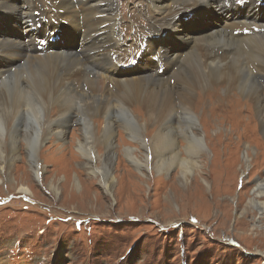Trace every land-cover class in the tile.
<instances>
[{
    "label": "rangeland",
    "instance_id": "obj_1",
    "mask_svg": "<svg viewBox=\"0 0 264 264\" xmlns=\"http://www.w3.org/2000/svg\"><path fill=\"white\" fill-rule=\"evenodd\" d=\"M4 1L9 9L7 14L0 10V35L13 36V27L25 20L32 24L38 45L54 31L52 26L45 29L46 22L39 24L47 18L53 0H0V9ZM124 3L119 0L117 8L119 27L128 40L122 62L128 65L148 31L141 1ZM172 16L159 20L153 17L154 29L166 27ZM194 16L185 17L191 33L203 27ZM99 42L103 44L101 39ZM23 46L18 41L0 43V61L9 62L6 52H13L20 64L5 68L0 64V69H7L0 76V90L7 81L20 87L27 85L33 76L34 69L26 67ZM75 56L84 67L88 65L87 56H82L79 49ZM243 61L256 76L252 61L259 63L257 56H245ZM58 67L59 74L73 70L81 76L86 70L75 69L70 60ZM46 70L50 69L43 72ZM86 73L91 78L94 72ZM256 80L264 94V81ZM71 83L88 94L86 81L77 84L75 79ZM225 88L216 82L207 91L197 89L194 129L203 136L204 147L199 165L186 177L179 164L158 166L155 155L147 154L149 165L144 167L130 162L122 149L128 145L140 148V144L132 141L122 127L126 111L114 115L117 148L110 192L103 187L101 173L97 176L88 171L86 158L72 147L89 114L84 115L80 103L73 108L74 114L65 116L53 108L48 118L53 129L62 130L64 126L63 146L46 140L37 156L36 173L29 167L21 141V156L10 168L0 167V264H264V134L253 106L237 93L226 94ZM78 97L82 102L83 95ZM129 108L139 116L143 114L135 105ZM183 115L179 112L176 125L182 122L181 126L188 129ZM94 117L96 126L106 124V118ZM147 136L146 142L150 134ZM179 136L180 148L185 147L186 135ZM4 148L8 149L6 144ZM180 154L187 156L185 151ZM76 178L80 186H76ZM22 186L31 192L21 190Z\"/></svg>",
    "mask_w": 264,
    "mask_h": 264
},
{
    "label": "bare ground",
    "instance_id": "obj_2",
    "mask_svg": "<svg viewBox=\"0 0 264 264\" xmlns=\"http://www.w3.org/2000/svg\"><path fill=\"white\" fill-rule=\"evenodd\" d=\"M121 1L122 5H125L124 0ZM139 1L142 3V15L146 20L148 32L137 44L138 53L134 54L133 60L139 61L134 68L130 66L131 68L123 69L122 66L125 65L122 62L123 47L128 40L119 27V0H53L50 4L51 11L45 15L53 18L52 23L49 22L44 27L63 29L60 34L62 42L57 47L48 46L45 52L37 50L35 32L28 20L22 21L21 25L19 22V25L15 26L9 24L14 26L15 34L0 35V43L18 41L22 46L24 43V56L28 58L26 67L34 71L33 76L27 80V85L20 87L18 83L9 84L8 81L2 84L1 168H10L21 156L20 142L23 141L29 167L38 173L37 156L45 141L53 140L56 146H63L65 142L62 136L65 132L64 126L62 130L53 129L52 121L48 118L49 113L53 108H57L61 116L74 114V107L80 103V108L85 111L84 115L89 114V118L84 119V127L72 147L86 158L88 171L97 176L101 173V181L106 191L110 192L113 185L111 166L117 148L114 141L117 126L113 117L123 111L127 114L122 125L124 131L132 141H138L140 144V148L125 146L122 149L125 157L137 166L144 167L149 165L147 154L155 155L159 158L158 166L169 165L170 168L179 164L182 176L186 177L199 163L204 147L203 136L194 129L197 126L194 112L196 92L197 89L207 91L216 82L226 86V94L237 93L253 106L264 134V94L256 80L261 78L264 81V20H261L263 9L251 2L247 13L243 15L239 13L241 7L237 5L236 0ZM7 9L9 7L4 1L0 10L7 14ZM113 12L116 15L111 17ZM189 14L197 16L196 21L208 29L200 31L199 27V32H189L185 22V17ZM21 15L26 19L23 12ZM169 16H172V19L167 22L166 27L164 25L154 29L153 17L159 20ZM216 22L217 25H214ZM252 25L258 26L259 29L250 34L235 35V31L244 27L251 29ZM65 36L70 39L65 40ZM172 37L178 42H174ZM99 39L102 40V45ZM77 47L82 56H87L88 65L85 67L83 61L75 56ZM186 47H189L188 50L182 51ZM217 48L220 50L217 51ZM6 54L11 60H1L3 67L20 65L13 52ZM250 55L257 56L259 61H252L256 76L243 61L245 56L255 57ZM154 57H159L160 62L154 60L150 64ZM65 60L75 63V69H86L85 73L79 76V73L71 70L66 74H59L58 65ZM160 67H165L166 70L160 72ZM44 69L50 70L43 72ZM5 70L7 69H0V76ZM87 70L94 72L91 78L88 77ZM75 79L77 84L87 82L88 94L77 90L72 84L74 82L71 83V80ZM78 94L83 95L82 102ZM130 105H135L143 114L139 116L134 113L129 108ZM181 111L188 129L181 126L182 122L179 127L176 125L180 122L177 121V116ZM95 114L102 120L106 118V124L96 126ZM180 133L186 135L184 142L187 145L182 148L179 146ZM148 134L150 137L146 142ZM5 144L8 149L4 148ZM183 151L187 156L180 154ZM170 153H173L171 159H167V154ZM245 157L248 161V152ZM75 184L80 186L78 178ZM20 189L31 192L30 188L25 186Z\"/></svg>",
    "mask_w": 264,
    "mask_h": 264
}]
</instances>
